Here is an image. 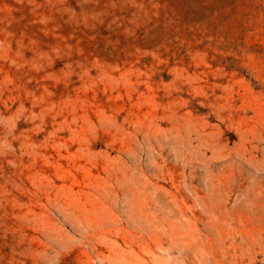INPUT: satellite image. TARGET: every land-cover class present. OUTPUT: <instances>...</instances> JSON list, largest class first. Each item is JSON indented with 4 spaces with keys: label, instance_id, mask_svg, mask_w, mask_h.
<instances>
[{
    "label": "rangeland",
    "instance_id": "374dc122",
    "mask_svg": "<svg viewBox=\"0 0 264 264\" xmlns=\"http://www.w3.org/2000/svg\"><path fill=\"white\" fill-rule=\"evenodd\" d=\"M0 264H264V0H0Z\"/></svg>",
    "mask_w": 264,
    "mask_h": 264
}]
</instances>
